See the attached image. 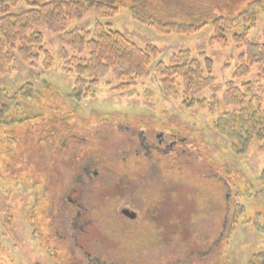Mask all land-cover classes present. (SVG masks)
Instances as JSON below:
<instances>
[{"label":"rangeland","instance_id":"obj_1","mask_svg":"<svg viewBox=\"0 0 264 264\" xmlns=\"http://www.w3.org/2000/svg\"><path fill=\"white\" fill-rule=\"evenodd\" d=\"M34 1L44 0H18L14 11L28 9V3ZM250 1L253 0H148V8L162 20L200 24L218 16L234 17ZM258 1L263 5L247 38L264 45V0ZM123 2L118 3L119 10L112 17L101 18L91 11L73 20L70 27L91 30L94 22L100 20L140 48L148 44L157 47L159 54L151 59L149 75L135 80L130 88L119 92L120 82L110 73L87 96H75V76L63 69L65 64L60 57L61 36L41 27L36 30L42 34L44 47L53 57L52 68H42V56L32 65L16 58L0 77V88L15 100L14 112L10 111L6 123H0V218L10 219L7 229L0 222V264H171L177 259L189 260L191 250L207 251L212 246L216 250L226 243V236L218 233L221 220H217L218 226L205 214L197 218L194 230L205 241L198 248L197 236L182 242L177 233H170L163 243L149 241L144 233H151L152 229L137 221L142 209L122 208L120 203L122 186L127 180L125 173L132 172L130 180L134 182L130 187L140 186L139 190L134 191L133 187L128 192L129 202L134 199L139 208L145 207L146 192L152 189L157 193L162 183L159 172L163 176L165 171H170L166 163L177 170L179 166L173 161L176 158L183 161L179 165L187 172L178 175L189 183V174L195 173L191 160L194 152L199 157L206 156L217 169L225 165L229 169L234 167V177L252 180L261 169L264 151L259 148L264 145V139L253 141L240 156L222 151L228 141L210 128L207 109L185 108L178 99L166 96L161 77L155 71L158 61L168 64L173 53L186 50L202 61L204 56L209 58L211 74L223 86L231 79L237 57L243 51L235 47L230 34L225 47L211 42L213 28L209 24L193 34H161L135 21L126 0ZM66 50L69 56H87V51L77 54ZM257 69V65L252 66L248 76L234 80L235 83L240 86L242 81H255ZM222 90L223 87L217 90V98ZM210 92L205 89L201 97H209ZM154 130L169 137L175 133L172 139L176 143L167 141L160 146L157 141L162 137L155 135ZM86 136L92 141L81 151L77 139ZM137 139L145 154L153 151L156 155L157 162L148 168L145 162L140 164L124 154L125 146H132ZM186 144L189 148L174 157L172 146L182 149ZM77 164L80 169H90L85 181L76 180L80 170ZM209 169L202 167L201 173ZM147 173L150 179L142 184L141 178L148 176ZM228 193V188L223 189V199L227 200ZM68 198L78 200L81 205L84 222L78 227L72 221L76 229L64 220H68L64 211L71 208ZM124 210L132 213V217L124 214ZM83 224L87 234L80 235ZM155 239L159 240L160 235ZM227 246L230 253L227 264H244L249 247L264 249V238H257L242 226L230 235ZM140 257L143 262L139 261Z\"/></svg>","mask_w":264,"mask_h":264},{"label":"trees","instance_id":"obj_2","mask_svg":"<svg viewBox=\"0 0 264 264\" xmlns=\"http://www.w3.org/2000/svg\"><path fill=\"white\" fill-rule=\"evenodd\" d=\"M123 1L125 0H44L41 3L29 2L28 9L14 11L18 0H0V77L7 73L16 58L27 65H32L42 56V68L44 70L52 68L53 57L44 47L42 34L36 30L41 27L61 36L60 57L65 64L63 69L75 76L73 89L75 96H87L98 86L100 79L110 73L120 82L117 87L119 92L130 88L135 80L149 75L151 59L157 58L159 54L157 47L148 44L140 48L100 20L94 22L91 30L70 27L73 20L81 19L91 11L101 18L112 17L119 10L118 3H124ZM126 3L135 21L149 25L161 34H193L209 24L213 28L211 42L223 47L227 45V37L230 34L235 47L243 51L237 57L238 63L231 79L223 86L215 82V77L211 74L212 61L209 58L204 56L202 61L192 57L186 50L173 53L168 64L158 61L155 64V71L161 77V87L166 96L178 99L185 108L201 106L207 109L210 115V128L228 141L227 148L222 151L240 156L247 151L253 141H263L264 45L251 42L247 38L249 30L256 26L258 10L263 2L250 1L234 17L218 16L208 23L200 24L159 19L148 8V0H126ZM66 49L77 54L87 51V56H69ZM255 65L258 67L255 81H242L238 86L234 80L248 76L250 68ZM220 87H223L222 94L217 98L216 92ZM205 89L211 91L207 98L201 97ZM13 106L14 98L0 88V123L7 122L6 117L10 111L14 112ZM185 148L189 146L186 144L182 149L180 147L181 150L174 148L172 150L175 153L174 157H178L176 153L186 150ZM259 150L264 151V145L260 146ZM150 153L142 158L146 168L157 162L154 152ZM195 155L198 154L194 152L191 158L195 173L189 174V183L187 178L178 175L180 173L185 175L187 171L183 169L184 166L179 165L183 161L176 158L173 162L179 166L177 170L166 163L165 166L170 171H165L163 176L161 171L159 172L158 178L162 183L157 193L152 189L145 193L146 214H155L160 220L158 223L160 222L161 227L160 233L153 229H150L151 233L148 231L144 233L149 241L163 243L170 233H177L182 242L197 236L198 248V244L205 241L199 236L200 233L194 230V224L197 218L204 214L213 219V225L219 226L220 221L217 220H221L218 233L222 232L227 241L230 235L242 226L257 238H264V159L256 178L246 180L244 176L234 177L232 171L234 167L229 169V166L225 165L217 169L216 166L212 167V162L206 156ZM47 161L46 158L45 164ZM205 162L209 164L208 167L204 165ZM202 167L210 169L201 173ZM175 173L179 178H176ZM147 175L141 181L149 180L150 173ZM130 176L132 177V172ZM133 187L134 185L130 190ZM222 188L229 189L227 200L222 197ZM139 189L140 186L137 185L133 188L134 191ZM132 200V206H135L136 203L134 199ZM206 208L211 211H205ZM145 220L150 226L155 223L150 221L149 217H145ZM0 222L4 229L10 225L7 216L4 219L0 218ZM213 229L214 227L211 228ZM210 234L209 232L208 235ZM158 235L159 240L155 239ZM131 237L130 241L133 239ZM227 241L216 250L215 246L207 251L191 250L189 260L177 259L171 264H227L230 258L228 256L230 253H227ZM249 249L244 264H264V249L258 247ZM141 258L139 261L143 262Z\"/></svg>","mask_w":264,"mask_h":264},{"label":"flooded vegetation","instance_id":"obj_3","mask_svg":"<svg viewBox=\"0 0 264 264\" xmlns=\"http://www.w3.org/2000/svg\"><path fill=\"white\" fill-rule=\"evenodd\" d=\"M154 133H155V135L156 134H159V135H161V139H159L160 141H157V142H159V144H160V146H162V144H164V143H166L167 141H169V144H171V143H176V141H174L172 138L173 137H175L176 136V134L175 133H172L171 135L172 136H168L166 133H160V131H157V130H154ZM89 135V134H88ZM90 136H92V134H90ZM94 136H95V134H94ZM155 137V136H154ZM136 138V137H135ZM91 138L89 137V136H86V137H79L78 139H77V142H79V143H81L80 144V146L81 147H79V149L82 151L84 148V146H87V148L89 147V145L87 144V142L88 141H92V140H90ZM171 141V142H170ZM76 142V143H77ZM153 141H151V143H152ZM89 144H91V143H89ZM148 144H150V142H148ZM124 145H125V143H124ZM142 145V143H139L138 142V139L136 140V141H134L133 142V145L132 146H128L127 148H126V146H125V148H124V154H125V156L127 155V157H129L130 158V156L133 158V159H137L139 162H140V164H143V159L142 158H144V155H146L142 150H141V148L142 147H144V146H141ZM155 146V145H154ZM159 146V147H160ZM146 147V146H145ZM149 147V146H148ZM156 149H159L157 146L155 147ZM171 149V148H170ZM172 150H173V146H172ZM172 150H170V151H172ZM138 152V153H133V152ZM131 153V154H130ZM125 158V157H124ZM80 166L77 164V168H79ZM81 167H84V166H81ZM80 169V168H79ZM78 170V169H77ZM89 171H90V169L89 168H84V169H80L79 170V172L77 173V176H76V180H77V182H81V181H85V179H87V176H88V173H89ZM138 172V171H137ZM141 172H143L142 170H141ZM94 174H96V171H94ZM125 175H127L126 177H127V180H124V182H125V185H123L122 187V198H120V203L123 205L122 206V208H131L132 210H137V209H142V211H143V213H142V215H141V213H140V215L141 216H138L139 217V220H138V222L139 223H145V224H147L148 226H150V223L149 222H146V220H145V217H149L150 218V221H152V222H155L154 224H153V226H150L149 227V229H153L154 231H156L157 233H160L161 232V227H160V222L158 223V221H160L159 220V218H156V216H155V214L154 215H151L152 213H149V214H146V209L144 208V206H142V207H139V208H137V207H135V206H132V202L130 201L129 202V199L130 198H128V192H129V188H131L130 186H131V183L132 182H134V181H132L131 182V180H130V173L127 171L126 173H125ZM129 175V176H128ZM132 178H133V176H132ZM144 177L142 176V178L141 179H143ZM140 182H142V181H140ZM139 182V183H140ZM143 183V182H142ZM134 185V184H133ZM66 188V187H65ZM68 200L70 201V204H71V208H70V210H67V208H66V211H64V214H65V216L64 217H68V220H66V219H64L68 224H72V228H73V226H74V224H73V222H76V224H79L78 225V227L81 225L80 224V222H84V219L82 218V215H81V213H82V209H81V205H80V202L78 201V200H73V199H69L68 198ZM156 210V209H155ZM139 211V210H138ZM158 213V212H157ZM73 221V222H72ZM70 222V223H69ZM145 224H142V226H146ZM85 224H83L82 226V228L80 229V231L78 232V233H81L80 235H82L83 233L84 234H87V230H86V228H85V226H84ZM73 229H76V228H73ZM79 246V248H81L82 246L81 245H78ZM82 249V248H81Z\"/></svg>","mask_w":264,"mask_h":264},{"label":"water","instance_id":"obj_4","mask_svg":"<svg viewBox=\"0 0 264 264\" xmlns=\"http://www.w3.org/2000/svg\"><path fill=\"white\" fill-rule=\"evenodd\" d=\"M124 214H126V215L128 214L130 217H132V215H133V214L130 213L128 210H126V211L124 210Z\"/></svg>","mask_w":264,"mask_h":264}]
</instances>
